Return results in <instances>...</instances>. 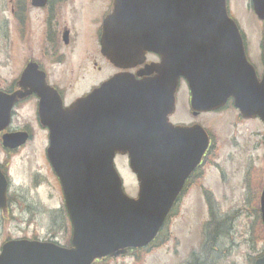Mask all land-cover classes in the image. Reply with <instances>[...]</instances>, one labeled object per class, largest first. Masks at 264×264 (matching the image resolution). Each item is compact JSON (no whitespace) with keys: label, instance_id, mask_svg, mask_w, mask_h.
<instances>
[{"label":"water","instance_id":"obj_1","mask_svg":"<svg viewBox=\"0 0 264 264\" xmlns=\"http://www.w3.org/2000/svg\"><path fill=\"white\" fill-rule=\"evenodd\" d=\"M262 21L263 72L259 78L246 58L241 32L228 15L226 0H115L104 23L102 51L114 64H126L146 52L159 56L153 63L158 105L173 100L178 77L188 80L191 108L214 111L229 99L245 118L258 117L264 124V0H251ZM103 86L60 113H76L102 97ZM11 95L0 92V129L8 119ZM165 101V103H164ZM166 104V105H165ZM160 135L158 150H136V135L104 130L103 116H53L49 162L57 175L72 225L71 247L36 240L17 239L3 243L0 264H91L105 256L125 254L128 248L148 245L168 215L184 177L177 171L155 173L164 163L155 160L169 151L185 161L190 143L172 132L166 116H156ZM113 118L110 117V121ZM188 130V129H186ZM189 130H192L189 129ZM26 135H5L4 146L25 143ZM209 137L201 129L200 154ZM127 155L129 167L139 180L138 196H127L114 166L115 154ZM164 162L171 169L177 162ZM183 165H181L182 167ZM5 203V183L0 184V208ZM264 223V191L260 199ZM254 264H264V255Z\"/></svg>","mask_w":264,"mask_h":264},{"label":"flooded vegetation","instance_id":"obj_2","mask_svg":"<svg viewBox=\"0 0 264 264\" xmlns=\"http://www.w3.org/2000/svg\"><path fill=\"white\" fill-rule=\"evenodd\" d=\"M114 3L115 0H0V41L5 42L3 66L10 74L9 78L0 76V91L12 96L8 107L7 123L0 129V184L5 183V203L0 208V213L11 212L12 214L13 208H17L19 212L30 210V204L24 196L17 194L16 197L11 192L14 167L21 161L22 169L28 170L24 161L21 160V153L29 142L34 141L35 138L40 139L42 158L50 170L52 169L47 155L50 145V129L45 124L46 119L53 116H103L104 130L107 128L109 131L113 127V131L139 136L141 144L136 150L157 151L160 148H158V142L161 141L159 136L166 134L164 127L163 130L159 129L156 116H166V120L172 128L182 129L172 132L182 137V139L179 137L176 140L177 147L182 140L184 145L190 143V146L183 163L180 161L182 154H177L174 157L173 153H170L172 150L174 151V148H168L169 160L177 162V170L171 169L165 164L164 157L168 152L155 158L156 161L164 163V166L161 170L153 169V172L169 175L171 172L177 171L184 179L163 227L154 241L148 247L143 248L147 250L164 241L168 222L178 213L177 209L185 198L191 193L203 198L207 194L213 195L212 191L206 188L205 179L209 167L220 168V166L219 163L211 160L214 157L216 146L213 134L208 131L205 125L206 112L195 111L191 108V92L185 77H178L170 105L159 106L158 93L161 94L162 91L153 81L157 76L153 63L159 62L158 55L146 52L129 63L114 64L102 51L101 38L104 23L112 14ZM242 39L246 57L254 66L258 77H261L260 68L263 70L262 35L255 43L254 53H250L246 38L242 36ZM102 86L104 87L102 97L96 98L91 105L80 107L76 113L59 112L61 109L73 106L79 99L87 97ZM229 104L231 101L226 106ZM26 108L29 113L22 112ZM234 110H236L237 122L255 120L263 126L259 118H245L235 107ZM22 116H34L37 128L35 129L34 126L26 122ZM110 117L113 118L112 121H110ZM191 128L192 130H189ZM201 129L208 134L210 140L208 148L200 154ZM18 133L26 135L25 143L17 146L3 145L5 135ZM237 143H243L242 139H239ZM259 144L260 142L256 141L254 146ZM261 146L264 148V137ZM121 159L126 160L127 164L129 163L127 155L117 154L114 157L116 168L117 162ZM181 165L183 166L181 167ZM11 167H13V171ZM244 168V164H242L239 173ZM130 172L133 175L137 192L134 194L125 193L136 198L139 180L131 170ZM29 175L34 182L32 184L39 183L41 178L39 172H30ZM55 177L63 198L59 180L56 175ZM121 178L123 181L122 176ZM244 179H246L245 188L252 189L248 171ZM220 180L226 184L224 176H221ZM253 186L255 185L253 184ZM252 190L255 191V189ZM262 191H264V183H262V188L257 190V194L255 193L257 201H259ZM258 212L260 216L259 209ZM12 216L16 215L12 214ZM53 238L54 236L39 238L34 235L33 238L22 239L60 245ZM159 238L160 240H158ZM69 246L70 241L68 246L63 247ZM143 249L129 248L124 255L106 256L92 264L117 260ZM262 251L264 254V246ZM201 258L189 257L186 264H205V260ZM213 264H218L217 258H214Z\"/></svg>","mask_w":264,"mask_h":264},{"label":"rangeland","instance_id":"obj_3","mask_svg":"<svg viewBox=\"0 0 264 264\" xmlns=\"http://www.w3.org/2000/svg\"><path fill=\"white\" fill-rule=\"evenodd\" d=\"M227 2L230 16L243 32L250 53H254L262 22L253 13L250 0ZM4 50L5 42L2 40L0 76L9 78L10 74L3 66ZM22 112L29 113V110L26 108ZM235 115L232 104L205 115L206 128L213 134L216 146L211 160L220 166L209 167L205 179V186L213 195L207 194L203 198L191 193L185 198L177 209L178 213L168 222L161 244L99 264H186L189 257H202L205 264H213L214 258L218 264H251L262 253L264 228L255 193L264 183V148L261 146L264 127L255 120L239 123ZM22 117L37 128L34 116ZM239 139L243 143L238 144ZM256 141L260 144L254 146ZM41 147L39 138L29 142L21 153V160L28 170L22 169L21 161L14 167L11 192L16 197L17 194L24 196L30 210L19 212L13 208L15 217L11 212L0 213V248L10 238H33L34 235L39 238L54 236L53 240L60 245H69L70 222L55 174L42 158ZM242 164L245 168L239 173ZM117 168L123 177L125 192L136 193L127 161L119 160ZM11 169L13 171V167ZM247 171L255 191L245 188ZM30 172L41 174L39 183L32 184ZM221 176L225 177L226 184L220 180Z\"/></svg>","mask_w":264,"mask_h":264}]
</instances>
